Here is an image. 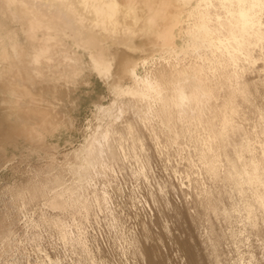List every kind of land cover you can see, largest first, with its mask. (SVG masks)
I'll return each mask as SVG.
<instances>
[{
	"label": "bare ground",
	"instance_id": "1",
	"mask_svg": "<svg viewBox=\"0 0 264 264\" xmlns=\"http://www.w3.org/2000/svg\"><path fill=\"white\" fill-rule=\"evenodd\" d=\"M1 1L3 4L1 15L5 17L4 20L12 25H17L12 28L11 55L5 48L0 50L1 81L7 82L15 78L12 77V72L19 70L23 74V79L21 77L19 81L28 84L33 90L39 83L46 84L54 97L59 80L70 81L85 66L83 62L86 63V61L83 60L81 49L87 55L88 67L105 79L115 94V99L110 104L97 105L101 116H112L115 121L112 123H107L109 122L107 121L106 124H102L105 127H102L101 124L98 125L93 135L87 137L82 143L76 155L79 161L70 166V173L74 176L73 181L64 184L61 176L57 175L52 185L36 184L31 191H28V195L23 193L21 196L23 204L26 199L29 202L41 199L54 211H68L73 214L88 213L90 196L98 195L96 187L91 185L97 175L94 171L97 172L95 167L98 161L103 160L106 155L116 158L119 155L118 147L122 146L123 139L129 140V142L132 140L131 146L139 142V146L144 143H141L143 135L140 131L142 130H137L133 124L132 117L136 114L148 119H158V126L169 133L171 142L174 144L175 142L178 144L181 137L183 139L189 137L193 140L196 136L195 142H199L203 138L205 147L199 146L203 149L199 151L198 157L200 155L205 171L211 175L210 177L214 176L219 179V167L220 165L224 166L222 162L220 164L222 156L223 161L226 162V170L224 169L226 173L223 174L225 176L221 175L223 176L221 179L223 178L224 184L226 182L228 185L226 188L231 187L228 189L241 192V194L245 186L246 189H248L247 187L250 189L244 191L250 193L251 190L252 199L248 198L247 194V196L240 194L244 197L242 200H245V197L248 199L247 202L241 201L245 203L241 208L245 210L244 217H247L243 221H247L256 229V224L260 219L262 222L260 226L264 227L262 226V224L264 225V160L256 156L255 143L252 142L250 134H247L250 131L248 132L247 129L246 132L240 125L245 120L243 106L251 102V88L257 87L259 85L257 83L263 80L253 81L251 78L244 77L245 73L242 74V72L251 63L254 64L253 62L258 61L255 50L256 52L260 51V55L257 57L260 60L263 59L260 67H264V31L262 32L264 28V0ZM177 36H180L182 40L179 45L174 41ZM137 38H145L150 42L149 44L146 42L138 44L136 43ZM165 45L167 48H164ZM157 46L167 50L169 55L167 60H163L162 63L152 67L144 74L137 72V63L128 65L124 69L125 75L129 78L128 83L123 82L122 77L114 73V61L119 49L126 48L133 51L139 49L144 52L153 50ZM142 63L146 64L147 58H144ZM247 63L249 65H246ZM5 85L7 84L5 83ZM21 103L19 101L20 105ZM260 110L259 121L262 120V130L264 131V113L263 109ZM129 111L133 115H128ZM121 117L124 119H121V122L119 121L117 124L116 119L118 121ZM239 118L244 119L239 123ZM143 125L145 124L143 123ZM198 136L201 138H197ZM140 139L141 141H138ZM154 140L152 142H155ZM118 143H120L119 146ZM258 144L264 154V143ZM221 183L223 182L221 181ZM222 185L221 187L224 189L225 185ZM90 186L93 189L89 194L88 187ZM229 190L227 191L228 195L233 193ZM20 192L19 190L18 193ZM222 192L218 196L215 195L213 201L208 203V208L210 213H213L212 216L219 215L231 225L232 217L237 214L232 212L235 209L232 210L229 207L231 210H228L229 208L226 210L224 206L220 205L223 204V198L227 195L226 190L224 193ZM209 193L206 195L209 196ZM209 197L212 200L213 195ZM202 199L204 200V198ZM232 200L227 199L228 202L233 203ZM224 202L226 201L224 200ZM204 203L206 204V201ZM204 203L201 205L208 206H205ZM22 205L20 206L23 207ZM230 205L228 204V206ZM237 209L239 210V207ZM40 219H43L44 223L48 221L51 225L58 227L63 238H69L67 228L69 223L66 224L61 215L46 218L45 213H41ZM233 219H235L234 223L238 218ZM146 224L149 225V223ZM210 226L206 239V242L210 241L208 250L207 246L206 248L201 245L200 239L193 238L192 233L187 235L188 238L185 237L182 242L180 241L183 247L181 258L183 264H221L219 246L223 243V237L235 239L237 231L232 227L233 230L230 229L227 234L225 232L223 235L215 227L217 224L214 225L212 222ZM242 227L244 226L242 225ZM248 227L250 228V226ZM258 229L261 228L258 227ZM82 231L78 228L77 234L70 238L78 246L80 245L82 251L88 254L89 247L87 248ZM149 243L148 247L146 246L144 249V254H146L144 256L148 259V264H165L159 247H157L159 243L154 242L156 245L150 244V246ZM138 256L140 257V255ZM138 260L140 262V259ZM169 263L171 264V262Z\"/></svg>",
	"mask_w": 264,
	"mask_h": 264
},
{
	"label": "rangeland",
	"instance_id": "2",
	"mask_svg": "<svg viewBox=\"0 0 264 264\" xmlns=\"http://www.w3.org/2000/svg\"><path fill=\"white\" fill-rule=\"evenodd\" d=\"M2 9L3 4L0 0V50L5 48L11 55L12 28L17 25L4 20L5 17L1 15ZM174 41L179 45L182 40L180 36H177ZM143 42L149 44L150 40L145 38L136 40L138 44ZM164 48L167 46L165 45ZM164 48L157 46L153 50L144 52L139 49L133 51L121 48L116 53L114 73L121 76L123 82L128 83L129 78L125 75V67L137 63V72L144 74L169 58ZM80 52L83 53V60L86 61V63L83 62L85 66L78 73L79 75L77 74L70 81L60 79L54 97L46 84L39 83L33 90L28 84L19 81L21 77L23 79V74L19 70L12 72V77L15 78L10 81H1L0 77V264H148L144 249L148 247L151 240L154 241H151L149 246L155 244L154 242L159 243L157 247L165 264L169 262L183 264L181 242L192 233L193 238L200 239L201 245L207 246L208 250L210 241L206 242V239L212 222L214 225L217 224L215 227L222 234L225 232L227 234L230 229L237 231L235 239L223 237L224 241L222 240L223 243L219 246L221 264H252L254 262L264 264V227L260 226L262 222L260 219L257 220L255 229V226L253 228L247 221H243L247 217H244L245 210L241 207L245 203L242 202H247L248 199L245 197L247 200H242L244 198L242 196L248 195V198L252 199L251 190L250 193L244 191L245 186L241 194L228 189L231 187L226 188L228 185L226 182L224 184L223 178L221 179L226 173V162L223 161L222 156L220 164L222 162L224 166L219 167V179L210 177L211 175L205 171L200 155L198 157L199 151L205 147L203 138L198 136L197 138L201 139L195 142L196 136L193 140L189 137L187 138L190 140L181 137L178 144L177 142L174 144L171 142L169 133L158 126L159 121L156 118L148 119L136 114L132 117L134 127L139 131L142 130L140 131L143 135L142 141L141 139L138 141L144 142L141 144L143 149L141 145L139 146L140 142L134 144L137 146L134 148V145L131 146L132 140L129 142L123 139L122 146L118 143L119 155L117 154L116 158L106 155L103 160L98 161L95 167L97 172L94 171L97 175L93 180L94 183L91 184L98 190V195L90 196L88 213L73 214L68 211H54L41 199L32 200L34 203L26 199V205L23 204L21 196L23 193L28 195V191H31L36 184L52 185L57 175L61 176L64 184L71 183L74 176L70 173V166L79 161L76 155L82 143L87 137L93 135L98 125L102 126L107 121H109L107 123L115 121L112 116H101L97 110V105L104 103L108 105L115 99L114 92L105 79L88 67V58L84 50L80 49ZM259 52L255 50L258 61L251 63V68L247 67L249 70L244 69L242 74L245 73L244 77L257 82L263 79V83L261 81L257 83L259 84L257 87L251 88V102L242 105L245 120L239 118L238 121L240 123L243 120L240 125L245 131L247 129L248 132L250 131L247 134H250L252 142L255 143L256 156L264 160V154L258 144L264 143L263 122L259 121V110L263 109L264 113V67H260L263 59L258 58ZM144 58H147L146 64L142 63ZM118 64L119 70H116ZM14 79H17V82ZM19 101L22 102L21 105ZM131 114L133 115L129 111L128 115L131 116ZM121 119L124 118L121 117L118 121L116 119V123L119 124ZM257 137L260 139L258 140ZM153 140L155 142H152ZM221 185H225L226 192ZM92 187H88L89 194ZM247 188L246 190L250 189ZM19 190L22 193H18ZM218 190L221 192L224 190L222 193L226 194L228 190L233 192H228L229 195L223 198L226 202L223 200V204H220L226 210L229 207L232 210L235 209L232 212L237 214L233 215L238 219L233 223L235 217H232V226L221 216H212L213 213H210L208 208L209 202L213 201L215 195L221 194ZM207 193L213 195L212 200L209 194V196L206 195ZM228 198L230 200L234 198L233 203L231 201L229 203ZM201 203L208 206L204 207ZM203 207L208 214L203 213ZM236 207H239V210ZM230 208L228 210H231ZM255 210L258 211L257 208ZM41 213H45L46 218L61 215L65 223H69L67 225L69 238H63L58 227L51 225L48 221V224L44 223V220L40 219ZM83 214L86 216L84 217ZM239 220L241 221L238 222ZM77 227L83 230L84 240H86L87 248L89 247L88 254L71 240L77 234Z\"/></svg>",
	"mask_w": 264,
	"mask_h": 264
},
{
	"label": "snow or ice",
	"instance_id": "3",
	"mask_svg": "<svg viewBox=\"0 0 264 264\" xmlns=\"http://www.w3.org/2000/svg\"><path fill=\"white\" fill-rule=\"evenodd\" d=\"M116 70H119V64L117 65V69Z\"/></svg>",
	"mask_w": 264,
	"mask_h": 264
}]
</instances>
